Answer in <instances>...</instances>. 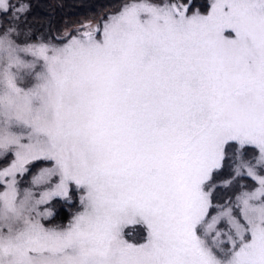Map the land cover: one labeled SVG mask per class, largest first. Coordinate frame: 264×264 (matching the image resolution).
Listing matches in <instances>:
<instances>
[{"label":"snow or ice","instance_id":"snow-or-ice-1","mask_svg":"<svg viewBox=\"0 0 264 264\" xmlns=\"http://www.w3.org/2000/svg\"><path fill=\"white\" fill-rule=\"evenodd\" d=\"M29 8L0 0V264H264V0H123L55 43Z\"/></svg>","mask_w":264,"mask_h":264},{"label":"trees","instance_id":"trees-1","mask_svg":"<svg viewBox=\"0 0 264 264\" xmlns=\"http://www.w3.org/2000/svg\"><path fill=\"white\" fill-rule=\"evenodd\" d=\"M30 6L26 14L27 30L36 38H55L63 27L99 15L107 16L118 9L123 0H25ZM208 0H196L206 4ZM203 10V9H202ZM61 202L55 218L63 220L70 212Z\"/></svg>","mask_w":264,"mask_h":264},{"label":"rangeland","instance_id":"rangeland-1","mask_svg":"<svg viewBox=\"0 0 264 264\" xmlns=\"http://www.w3.org/2000/svg\"><path fill=\"white\" fill-rule=\"evenodd\" d=\"M23 2L24 3H27V1H25V0H23ZM101 15H99L97 17H94V18H86V19L81 20L80 22H77V23H74L72 25L63 27L61 30H58L55 33L56 34L55 35V38H48V40H50V41H52L54 43L55 42H59L60 40L63 39V37H64V35H65L66 32H71L72 35H76V32L73 31V30L79 28L82 22L91 21L93 24L99 23L103 18H106V16L105 17H102ZM61 202L62 201L59 200V199H56V200H54L52 202V207H53V210L55 212L60 207ZM67 207L69 209L68 212H70V213L63 220H59V219L55 218L53 220V223H67V221L70 218L71 214L77 210L78 201L74 202L71 205H68L67 204ZM127 231H129V232H133L134 231L136 234H138L140 232V229L138 227H136L135 229H133L132 227H130Z\"/></svg>","mask_w":264,"mask_h":264}]
</instances>
